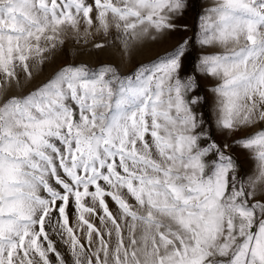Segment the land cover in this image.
Returning a JSON list of instances; mask_svg holds the SVG:
<instances>
[{"label":"snow or ice","instance_id":"6c2138e0","mask_svg":"<svg viewBox=\"0 0 264 264\" xmlns=\"http://www.w3.org/2000/svg\"><path fill=\"white\" fill-rule=\"evenodd\" d=\"M0 264H264V0H0Z\"/></svg>","mask_w":264,"mask_h":264},{"label":"rangeland","instance_id":"374dc122","mask_svg":"<svg viewBox=\"0 0 264 264\" xmlns=\"http://www.w3.org/2000/svg\"><path fill=\"white\" fill-rule=\"evenodd\" d=\"M213 0H205V7L211 6ZM178 23H187L191 29L193 26V20L189 15L184 20L178 21ZM71 37V34H69ZM192 36V31H177L169 34L165 38H161L158 41L146 40L142 45H139L137 49L131 54V56H125L120 50L119 42L115 40L114 33L112 37L97 36L94 37L95 42H107L112 40L113 42L106 47L103 51L93 49L91 44L82 45L77 44L73 39L69 38L62 51L56 56L55 61L44 68V70L37 75L36 79L32 82L29 88L24 89L28 91L32 86L44 82L51 74L52 71L59 67L63 63H87L90 66H96L100 62H108L116 65L122 73L127 74L134 66L139 63H146L155 58L157 54H162L165 51L170 50L178 42L183 39ZM216 51H222V49H215ZM13 94H19L15 88L12 90ZM221 135V134H218ZM223 139H227L231 142L232 137H228L227 134H222ZM241 159L245 161V167L254 170L255 162L252 161L247 154L242 155ZM251 174V172H250Z\"/></svg>","mask_w":264,"mask_h":264}]
</instances>
